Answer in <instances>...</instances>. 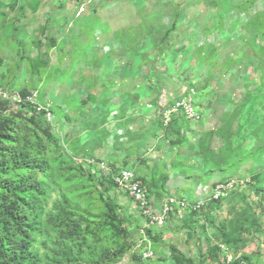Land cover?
I'll use <instances>...</instances> for the list:
<instances>
[{"label": "rangeland", "instance_id": "374dc122", "mask_svg": "<svg viewBox=\"0 0 264 264\" xmlns=\"http://www.w3.org/2000/svg\"><path fill=\"white\" fill-rule=\"evenodd\" d=\"M187 84L201 118L165 126L160 96ZM0 102L19 149L51 165L34 264H175L171 245L264 264V0H0ZM102 161L135 171L155 215L173 196L206 204L154 221ZM229 178L247 185L208 201Z\"/></svg>", "mask_w": 264, "mask_h": 264}, {"label": "trees", "instance_id": "16d2710c", "mask_svg": "<svg viewBox=\"0 0 264 264\" xmlns=\"http://www.w3.org/2000/svg\"><path fill=\"white\" fill-rule=\"evenodd\" d=\"M4 104L0 102L3 107ZM178 116L182 115H175L172 121ZM15 125L16 122L9 119L0 123V264H34L36 259L31 253L32 217L36 213L39 196L45 193L37 173L47 174L51 165L46 159L30 156L19 149ZM17 172H20L17 175L20 180L13 177ZM170 252L175 264H200L175 245L170 246ZM210 255L214 264H249L246 258L221 261L215 252Z\"/></svg>", "mask_w": 264, "mask_h": 264}, {"label": "built area", "instance_id": "2783aa9c", "mask_svg": "<svg viewBox=\"0 0 264 264\" xmlns=\"http://www.w3.org/2000/svg\"><path fill=\"white\" fill-rule=\"evenodd\" d=\"M195 94V88L187 84L181 88V91H179L178 95L173 99L171 103L168 101L167 97L161 95L158 100V104L161 109L160 115L163 124L165 126H168L173 117L179 114L191 120L200 119L201 113L196 106ZM27 98L30 99V97ZM31 102L34 101L31 100ZM42 109L43 108L40 106L37 107L38 112H41ZM99 165L109 172L112 171V177L117 190L124 192L129 197H131L137 203L143 213L154 221L159 220L160 222H162L166 217H168L169 213L174 208L184 209L186 207H190L193 210L199 211L206 204L205 199H198L193 203H189L185 198L173 196L163 203L161 213L155 215L154 209L151 205V200L147 193V188L143 181L136 175L133 169L123 167L119 170H112L105 161L100 162ZM245 185H247L246 179L230 178L220 181L215 184L212 193L208 197V201H218L220 199H223L228 196L232 190L240 186L243 187ZM152 253L153 252H151V254Z\"/></svg>", "mask_w": 264, "mask_h": 264}]
</instances>
